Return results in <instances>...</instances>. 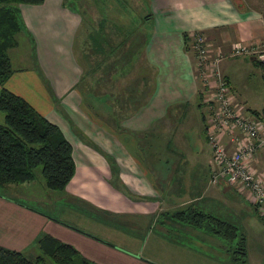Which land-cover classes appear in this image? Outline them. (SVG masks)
<instances>
[{
    "label": "crops",
    "instance_id": "1",
    "mask_svg": "<svg viewBox=\"0 0 264 264\" xmlns=\"http://www.w3.org/2000/svg\"><path fill=\"white\" fill-rule=\"evenodd\" d=\"M77 3L18 6L24 25L18 37H26L32 54L26 67L15 69L19 44L9 52L14 73L4 87L59 128L72 147L75 172L62 192H47L42 183L35 190V180L2 188L0 247L35 259L39 241L50 236L105 263L124 250L110 238L142 235L128 218L154 224L164 217L158 230L166 234L185 228L170 219L173 209L217 216L235 203L245 206L249 195L210 182L209 109L185 39L203 34L212 55H225L219 72L246 105L237 76L249 77L248 65H259L254 53L264 50V0ZM239 42L245 52L234 56ZM90 218L130 230L84 227ZM245 249L247 255L246 242Z\"/></svg>",
    "mask_w": 264,
    "mask_h": 264
},
{
    "label": "trees",
    "instance_id": "2",
    "mask_svg": "<svg viewBox=\"0 0 264 264\" xmlns=\"http://www.w3.org/2000/svg\"><path fill=\"white\" fill-rule=\"evenodd\" d=\"M44 1L0 0V113L4 114V122L0 124V189L33 182L36 170L41 168L46 188L62 192L75 172L72 147L59 128L21 96L4 87L14 73L8 52L17 47V36L24 30L18 6L40 5ZM79 1L65 0L68 5ZM185 41L190 51L191 37L187 36ZM253 113L264 114V109ZM169 217L177 224L194 229L205 227L211 234L228 240L235 239L238 234L235 224L194 208H186ZM241 241L240 250L245 258V238ZM39 250L40 255L30 259L20 252L0 247V264H48V259L53 264H95L72 245L50 236L39 241Z\"/></svg>",
    "mask_w": 264,
    "mask_h": 264
},
{
    "label": "rangeland",
    "instance_id": "3",
    "mask_svg": "<svg viewBox=\"0 0 264 264\" xmlns=\"http://www.w3.org/2000/svg\"><path fill=\"white\" fill-rule=\"evenodd\" d=\"M76 4L78 5V3ZM17 43L19 46L17 44L18 48L13 53V59H17L15 60L14 68L20 69V67L27 66L26 57H28V52L32 54V50L31 44H28L25 36L20 35ZM239 43L242 44L241 42ZM11 50L12 49H10L9 52ZM248 69L250 70L249 77L245 74L237 76L239 78V83L243 84L241 87L243 89L242 101L246 103V107L261 112L264 109V78L261 75L263 69L260 65H255L254 63L248 65ZM237 90L240 92L239 89ZM3 117L4 114L0 113V124L4 122ZM193 135L195 134L193 133ZM196 141L197 138L192 140L193 143ZM36 174V179L34 181L35 190L40 188L39 184L41 183L46 188L41 168L36 170ZM34 184L32 186H34ZM45 190L51 192L47 188ZM230 190L233 189L230 188ZM245 199L247 200V202H244L246 207L241 203H235L232 212L231 209H228V211L222 210V212H215L217 215L215 217L229 221L237 226L238 234L233 240H228L223 236L213 235V233L211 234L205 227L194 229L192 226L188 225H182L185 228H182L181 231L171 229V231L163 234L159 231V228L165 223L164 217L158 220V222L155 220L154 224H151L150 219L147 223H144L141 219L128 218L131 223L136 224L137 228L144 229L142 235L140 234L138 236L137 233H132L131 235H134V237L124 234V238L120 240L110 238L112 241H117L115 245L124 247V250L118 249V252L122 255H107L108 259L103 260L105 263L96 264H264V219L259 217V211L254 206L252 200H249L247 197ZM30 203L33 204L34 202ZM183 208L185 207L173 209L171 214L179 212ZM216 210L220 211V209ZM199 211L202 210L199 209ZM61 219L64 218L61 217ZM89 223L90 224H86L84 227L104 228L106 233L109 232L106 228H112L110 232L113 234H116V228H125L128 232L130 230L128 228L129 226H116L112 225L110 222H108V225L102 222L101 225H96L95 221L91 218L89 219ZM242 238H245L247 246V255L245 258L240 250ZM123 240L129 244L126 248L124 246L126 244L122 242ZM163 245H166V250L163 248ZM168 252H171L175 256H179H170ZM148 256L153 259L146 258ZM131 259L136 260V262ZM243 260L245 262H243ZM47 261L49 262L48 264H53L49 259Z\"/></svg>",
    "mask_w": 264,
    "mask_h": 264
},
{
    "label": "built area",
    "instance_id": "4",
    "mask_svg": "<svg viewBox=\"0 0 264 264\" xmlns=\"http://www.w3.org/2000/svg\"><path fill=\"white\" fill-rule=\"evenodd\" d=\"M191 39L190 49L209 109L205 135L213 153L210 182L223 181L240 195H249L264 219V160L258 161L264 157V114H254L236 99L229 82L219 72L225 55H212L203 34H195ZM245 48L236 43L232 55L243 54ZM254 55L264 75V50Z\"/></svg>",
    "mask_w": 264,
    "mask_h": 264
}]
</instances>
